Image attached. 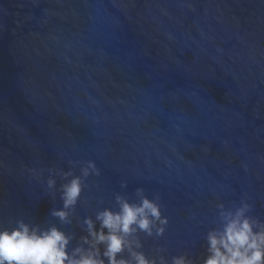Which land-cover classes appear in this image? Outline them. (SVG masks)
Here are the masks:
<instances>
[{"label":"water","instance_id":"95a60500","mask_svg":"<svg viewBox=\"0 0 264 264\" xmlns=\"http://www.w3.org/2000/svg\"><path fill=\"white\" fill-rule=\"evenodd\" d=\"M118 197L168 220L125 237L129 264H203L245 205L264 227V0H0V231L87 249Z\"/></svg>","mask_w":264,"mask_h":264},{"label":"clouds","instance_id":"9594fccd","mask_svg":"<svg viewBox=\"0 0 264 264\" xmlns=\"http://www.w3.org/2000/svg\"><path fill=\"white\" fill-rule=\"evenodd\" d=\"M92 167L93 165H89ZM87 170L84 171L86 176ZM50 185L53 183L49 182ZM82 191L80 178H74L70 184L64 187L65 208L74 205ZM141 190H138V192ZM120 211L112 212L104 210L97 215L101 229H94V222L89 218L85 220L89 237H82L89 248L76 247L68 251L70 237L52 227L40 230L30 227L24 222H18L17 227L11 231H0V264H129L125 259H117V254L130 248V242L125 237L130 236L136 230L145 231L152 235V227L158 222L156 235L164 233V225L168 223L162 216L159 205L144 197L139 204H132L118 197ZM247 206L237 209L235 213H222L224 227L221 231H213L208 234V257L203 264H264V227H259L256 222L245 216ZM61 220L67 218V213L58 210L53 213ZM107 229V233L103 231ZM105 244L102 253L98 247ZM137 247L141 245L137 244ZM135 264H157L156 260H150L143 252H133ZM160 264H164L163 258ZM172 264H192L185 257H174Z\"/></svg>","mask_w":264,"mask_h":264}]
</instances>
